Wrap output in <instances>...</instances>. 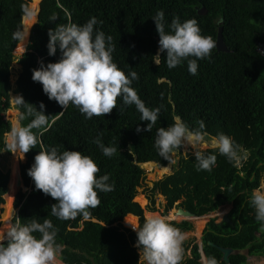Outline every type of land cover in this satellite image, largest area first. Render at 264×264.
Here are the masks:
<instances>
[{
    "label": "trees",
    "instance_id": "1",
    "mask_svg": "<svg viewBox=\"0 0 264 264\" xmlns=\"http://www.w3.org/2000/svg\"><path fill=\"white\" fill-rule=\"evenodd\" d=\"M31 2L0 0V155L10 153L5 137L11 126L2 117L9 105V65L13 53L19 55L27 43V39L24 44L13 41L12 33L20 27L23 29L24 18V27L32 26L39 4L38 20L32 28L26 52L19 60L22 72L14 92L37 110L43 102L50 127L47 131L32 130L38 136V143L26 153L24 163L19 166L18 155L13 156V172L0 170V213L2 205L6 208L0 233L8 228L21 169L25 187L31 190L21 189L14 200L19 213L13 225L51 220L58 230L56 243L60 246L59 259L63 264H139V250L135 246L137 234L124 227L122 222L127 218L137 224L138 219L142 226L145 211L158 212L153 198L147 210L141 208L137 200L138 189L146 178L141 164L155 161L160 169L170 165L171 161L161 157L154 147L155 133L160 127L171 126L179 117L190 128H198L199 122L203 121L209 137L223 133L246 149L249 155L237 168L210 148L205 155H217L211 172L197 170L194 155L179 157L174 172L156 182L151 189L152 193L158 191L165 199L162 216L166 217L177 208L200 219L230 205L227 218L231 224L220 225L211 220L202 233L201 244H204L207 258L214 257L218 264H227L219 248L223 247L234 250L229 256L230 264H247L251 257L264 259V232L260 231L255 208L249 202L252 191L264 184L261 165L264 162V58L256 52L258 44L264 43V0ZM24 4L33 10L30 19L22 16L21 6ZM201 9H207V12L200 13ZM159 10L165 13L166 32L170 31L168 25L174 17H179L181 22L195 19L201 35L211 36L215 41L222 28L229 52L213 49L210 58L198 60L196 75L189 73L186 61L169 69L164 62L166 52L160 54L161 63L155 64L153 59L158 52L159 35L152 17ZM53 16L56 17L54 21ZM92 17L102 21L94 28L113 38V62L126 75L132 71L138 73L139 80L133 81L131 86L145 105L150 109L163 105L151 132L136 131L137 126L146 128L148 122L140 120V113L134 105L123 107L121 112L119 97L117 108L110 114L87 119L73 104L69 103L63 109L55 100H49L42 84L32 80V70L39 68L41 61L46 66L61 58L58 45L55 55L48 53L49 29H54L57 24L83 25ZM17 60L18 57L14 56L16 63ZM17 109L20 125L26 126L33 117L27 116L26 106L17 104ZM16 112L11 109L9 114L13 116ZM22 114L24 119H21ZM98 135L105 146L117 148L111 158L93 142ZM52 147L59 152L79 151L89 156L100 169L97 178L110 175L108 183H114V190L108 193L97 190L100 204L90 209L91 220L85 221L80 215L72 220L52 216L51 205L57 201L37 190L28 175L34 157L41 150ZM176 154L180 156V149ZM82 221L85 222L80 228ZM169 223L182 233L192 231L188 222ZM33 235L40 238L39 233ZM182 247L183 256L189 248L190 255L184 256L180 264H204L197 244L190 246L184 241Z\"/></svg>",
    "mask_w": 264,
    "mask_h": 264
},
{
    "label": "clouds",
    "instance_id": "2",
    "mask_svg": "<svg viewBox=\"0 0 264 264\" xmlns=\"http://www.w3.org/2000/svg\"><path fill=\"white\" fill-rule=\"evenodd\" d=\"M21 13L29 19L34 15L26 4L21 6ZM55 19L53 16L52 20ZM152 19L159 35L154 63L159 65L160 54L166 52L164 62L169 69L186 61L189 73L196 75L198 60L210 58L213 49L217 48V41L211 36L201 35L195 19L181 22L179 17H174L167 32L163 10L157 11ZM98 23L102 21L92 17L83 25L57 24L54 29H49L48 53L55 55L58 45L61 58L46 66L41 61L40 67L32 70V80L42 84L49 100H55L63 109L71 103L87 119L110 114L117 108L119 97L122 100L121 112L123 107L134 105L140 113V120L148 122L146 128L137 126L136 131L151 132L163 105L150 109L141 100L131 86L133 81L139 80L138 73L132 71L126 75L113 62V38L96 30L94 26ZM28 35L29 28L20 27L12 33V40L24 44ZM15 100L18 105L26 106L27 116L33 117L26 126L13 125L7 143V150L23 158L38 143V136L32 130L47 131L50 124L48 116L44 114L43 102L40 103V110H37L32 104H26L22 96H16ZM24 118L22 114L21 119ZM93 142L106 157L111 158L117 152L116 147L105 146L99 135ZM154 147L161 157L171 162L181 147L185 150L190 148L197 161V170L209 172L217 162L216 154L205 155L204 150L209 147L225 156L237 168L249 155L246 149L223 133L209 137L203 121L199 122L198 128H190L179 117L175 118L171 126L157 129ZM99 171L89 156L79 151L59 152L52 147L50 150H41L34 157L28 175L37 190L57 201L51 205L52 216L60 220H72L80 215L88 221L92 219L90 209L100 204L97 190L104 193L114 190V183H108L110 175L97 178ZM249 202L255 208V220L260 225V231L264 232V184L252 191ZM131 227L137 234L135 246L139 250V264H180L186 237L179 228L159 216L146 217L142 226L131 223ZM57 231L48 219L43 223L32 220L29 224H15L6 228L0 233V264H54L60 247L56 243ZM34 233H39L40 238ZM4 240L8 241L6 247ZM207 264H218V261L211 257Z\"/></svg>",
    "mask_w": 264,
    "mask_h": 264
},
{
    "label": "rangeland",
    "instance_id": "3",
    "mask_svg": "<svg viewBox=\"0 0 264 264\" xmlns=\"http://www.w3.org/2000/svg\"><path fill=\"white\" fill-rule=\"evenodd\" d=\"M32 2H33V0H32ZM30 6H31V4H30ZM38 13H39V7H38V12H37L36 17H35V21L33 22L32 26L29 28L30 29L29 36H28L29 38H30L31 29L36 24V22L38 20ZM24 22H25V18L23 20V27H24ZM29 38H27V41H26L27 43H26L25 49L21 53H19V55L13 53V58H12V61L9 65V85H10V90L8 92L9 105L5 109L3 114L5 116V120L10 123L11 128L14 124L20 125V123H19V111L17 109V103L15 100V97L19 96V95L16 92H14V90H16V88H17L16 81L18 79V76L22 72V66H21L19 60L21 59L24 52L26 51L27 45L29 44ZM14 56L18 57L17 63H16V61H14ZM11 109L13 111H17L16 114H14L13 116H10V114H9V112H11ZM10 133H11V130H10ZM10 133L5 137L6 144L8 143V139L10 138ZM208 149H210V147L205 149L204 151H206ZM6 154L2 153L0 155L1 156L0 157V170H2L3 172L9 171L10 174H11V172H13V166H12V163L14 160L13 156L18 155L19 166L27 160L26 153L24 154L23 158H21L18 153H13L12 151H10L9 154H7V155ZM188 155H193L192 150L190 148L185 150L184 147H181L180 148V156L175 153V155L173 156V160H172L173 162H171L170 165L167 166L166 168L160 169L159 167H154V168L152 167V168L144 169L146 171V178L143 182V185L138 189V196H137L138 198L136 197L140 203L136 201V198H135V201L141 205V208L147 210V208L149 207V205L151 203V199L153 198L155 200V205H156V209H158V212L155 214H151L150 212L147 211V213H148L147 216H149V217L150 216H159L161 218H164L167 222H174L176 224H179L182 222L190 223L192 225V231L188 232V233L187 232L183 233L186 237L185 241L189 242L190 246L194 243L197 244L199 249H200V252H201V246H199V245L201 243L202 233H204L206 226L208 225V223L211 220H216L217 223H220L222 221V219L224 218V216L227 215L228 212L230 211V205H225V207L221 208L218 212H216L210 216H207L206 217L207 219L204 221V224H202V228L199 231H197L195 221L185 219L182 216H178L176 214L177 208L172 209L166 217H163L162 216L163 211H164L163 207L166 203L165 199L160 193H158V191H156L155 193H152V190H151L154 187L156 182L161 181L162 179H164L165 176H168L174 172V167L176 166V164L179 160V157H185V156L187 157ZM261 165L264 168V162ZM20 179L21 180H18L19 189L17 190L16 195H14V198H13V202H12L13 203L12 204L13 209H12L10 221L8 223V227L13 225V220L17 218L18 213H19V210L16 209V207H14V200H16V197H17V195L21 189H23L24 191L27 190V188H25V184L23 182V178L21 175V169H20ZM5 198H6V202H7L8 201V194L6 195ZM1 208H2V213H0V222H1L0 230L2 229V227L4 225L2 220H3L4 214L6 212V208L3 207V205ZM144 216L146 218V212L144 213ZM84 222L85 221H82L80 223V228L82 227ZM5 235H6V233H5ZM5 241L6 240L3 241L4 244L8 243V241H6V242ZM189 255H190V248L187 250V252L184 256L187 257ZM184 256H183V258H184ZM59 257H60V252L57 251L56 260H55L54 264H63L60 261ZM202 258H204V257H202ZM247 264H264V259L258 258V257L257 258L251 257V258H249Z\"/></svg>",
    "mask_w": 264,
    "mask_h": 264
},
{
    "label": "water",
    "instance_id": "4",
    "mask_svg": "<svg viewBox=\"0 0 264 264\" xmlns=\"http://www.w3.org/2000/svg\"><path fill=\"white\" fill-rule=\"evenodd\" d=\"M39 11H40V5H39ZM199 12L200 13H206L207 12V9L206 10L201 9ZM31 31H32V29H31ZM222 31H223V29L220 28L219 33H218V38L216 40L217 41V50L219 52H229L228 48L226 47V45L224 43ZM141 167L143 169H148V168H152V167L154 168V167H158V163L155 162V161H148L146 163H142L141 164ZM176 214L178 216H182L183 218L188 219V220H190V219H197L192 214H190L189 212L184 211V210H181V209L177 210V213ZM227 215H225L224 218L222 219V221L220 223H218V224H220V225L225 224V223L231 224L230 223V220L227 218ZM4 245L6 247L7 246V243H5ZM199 246H201V255H202V257H204V258H201V260H202V262L205 263V258L207 259V255H206V253H204V244H201L200 243ZM219 248L223 252V257H222L223 260H225L227 262V264H230L229 256L234 253V250L233 249H230V248H223V247H219Z\"/></svg>",
    "mask_w": 264,
    "mask_h": 264
},
{
    "label": "built area",
    "instance_id": "5",
    "mask_svg": "<svg viewBox=\"0 0 264 264\" xmlns=\"http://www.w3.org/2000/svg\"><path fill=\"white\" fill-rule=\"evenodd\" d=\"M256 52L259 53V55H260L261 57L264 58V43H260V44H258V46H257V48H256ZM3 119L5 120V116L3 117ZM30 190H31V188H27V190H25V191H30ZM126 220H128L129 222L126 221ZM136 222H137V224H139L138 219H137ZM131 223H133V221L130 220V219H127V218H125V219L123 220V222H122V224H123L124 227L130 229V230L133 231V232H136V231H134V230L132 229V227H131Z\"/></svg>",
    "mask_w": 264,
    "mask_h": 264
},
{
    "label": "bare ground",
    "instance_id": "6",
    "mask_svg": "<svg viewBox=\"0 0 264 264\" xmlns=\"http://www.w3.org/2000/svg\"><path fill=\"white\" fill-rule=\"evenodd\" d=\"M146 217H149V216H146ZM207 218H200V219H190V220H193L195 221L196 223V229L197 231H199L201 228H202V224H204V221L206 220ZM196 231V232H197ZM205 264H207V259L205 258Z\"/></svg>",
    "mask_w": 264,
    "mask_h": 264
},
{
    "label": "crops",
    "instance_id": "7",
    "mask_svg": "<svg viewBox=\"0 0 264 264\" xmlns=\"http://www.w3.org/2000/svg\"><path fill=\"white\" fill-rule=\"evenodd\" d=\"M145 212H146V216H147L148 213H147V211H145Z\"/></svg>",
    "mask_w": 264,
    "mask_h": 264
}]
</instances>
